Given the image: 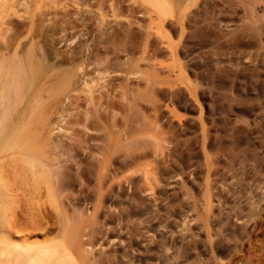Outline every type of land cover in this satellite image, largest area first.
Listing matches in <instances>:
<instances>
[{
    "label": "rangeland",
    "instance_id": "rangeland-1",
    "mask_svg": "<svg viewBox=\"0 0 264 264\" xmlns=\"http://www.w3.org/2000/svg\"><path fill=\"white\" fill-rule=\"evenodd\" d=\"M0 8L3 58L37 73L16 111L40 102L38 184L0 151L12 208L69 213L96 264H264V0Z\"/></svg>",
    "mask_w": 264,
    "mask_h": 264
},
{
    "label": "bare ground",
    "instance_id": "bare-ground-1",
    "mask_svg": "<svg viewBox=\"0 0 264 264\" xmlns=\"http://www.w3.org/2000/svg\"><path fill=\"white\" fill-rule=\"evenodd\" d=\"M3 56L5 55L0 52V151L18 153L25 157L31 173H34L31 180L33 185H36L38 184V176L35 174L34 162L38 153L36 154V150V155L34 154L33 144L39 143V134L38 132L35 133L30 126L34 119V107H37L36 104L40 102L38 101L34 107L30 108L31 112L29 111L27 118L23 119L22 114L16 110L25 98V92L29 88L31 89L37 73L31 69L32 62L29 63V68L24 66L22 64L24 62L21 63L20 61L22 57H18L15 52L12 56H8L9 58L6 57L7 59ZM49 181L50 179L45 181L47 185ZM50 189L46 191V196L49 199L56 194ZM1 196L2 194L0 195V264H96L94 256L89 257L91 252L85 248L88 247L87 245H91L93 241L90 238L81 240L79 226H68V212L66 215L62 210L55 211L50 208V204L40 207L39 202V207H37V204L30 203L32 201L27 202L31 205L29 207L25 203L27 208H12L15 202ZM14 208H18V212ZM32 210H36V213L32 214ZM38 210L40 214L37 213ZM18 214L23 220L20 221L16 218ZM39 215L47 216L50 219L55 218L62 223L63 231L59 227V231L62 232L61 235L59 233V240L57 237V240L53 239V235L58 231L55 233L48 229V226L44 225L41 219L36 220L34 218ZM42 224L43 227H46L42 228ZM33 234H49L52 238L46 237L48 238L46 239L42 235L43 240L31 241L29 239Z\"/></svg>",
    "mask_w": 264,
    "mask_h": 264
}]
</instances>
